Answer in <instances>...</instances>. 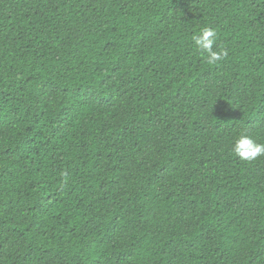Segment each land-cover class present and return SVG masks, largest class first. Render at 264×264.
Wrapping results in <instances>:
<instances>
[{"label":"trees","instance_id":"16d2710c","mask_svg":"<svg viewBox=\"0 0 264 264\" xmlns=\"http://www.w3.org/2000/svg\"><path fill=\"white\" fill-rule=\"evenodd\" d=\"M241 132L264 143V0H0V264H264Z\"/></svg>","mask_w":264,"mask_h":264},{"label":"clouds","instance_id":"9594fccd","mask_svg":"<svg viewBox=\"0 0 264 264\" xmlns=\"http://www.w3.org/2000/svg\"><path fill=\"white\" fill-rule=\"evenodd\" d=\"M194 46L202 54H206V62L209 65L217 64L227 55V50H216L218 33L213 27H203L198 34L193 36ZM231 151L241 160L252 161L264 156V143H258L247 132L239 133L231 144Z\"/></svg>","mask_w":264,"mask_h":264}]
</instances>
